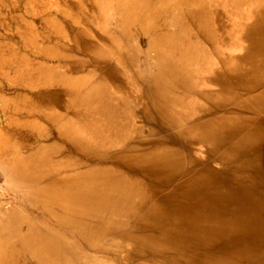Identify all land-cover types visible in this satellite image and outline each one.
Listing matches in <instances>:
<instances>
[{"label":"bare ground","instance_id":"obj_1","mask_svg":"<svg viewBox=\"0 0 264 264\" xmlns=\"http://www.w3.org/2000/svg\"><path fill=\"white\" fill-rule=\"evenodd\" d=\"M45 1L0 40V264H264V0Z\"/></svg>","mask_w":264,"mask_h":264},{"label":"rangeland","instance_id":"obj_2","mask_svg":"<svg viewBox=\"0 0 264 264\" xmlns=\"http://www.w3.org/2000/svg\"><path fill=\"white\" fill-rule=\"evenodd\" d=\"M19 1L17 7L13 10L10 9L9 3H4L2 7V11L0 14V40L3 42H9L12 43L15 47V26L12 25V22L9 21L10 15H17V16H24L25 12V6H24V0H16ZM51 2L52 0H46L45 2ZM49 2V3H50ZM2 15V16H1ZM11 25V26H10ZM14 35V37H12ZM16 89L14 87H9L5 82H2L0 80V95L3 96H10L14 94ZM9 117V112H6L3 110L1 102H0V131L6 130V121ZM1 176V174H0ZM1 186V183H0Z\"/></svg>","mask_w":264,"mask_h":264}]
</instances>
